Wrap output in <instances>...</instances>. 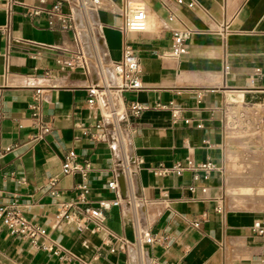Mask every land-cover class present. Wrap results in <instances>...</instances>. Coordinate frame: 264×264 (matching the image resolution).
<instances>
[{
	"label": "crops",
	"instance_id": "0c3cea01",
	"mask_svg": "<svg viewBox=\"0 0 264 264\" xmlns=\"http://www.w3.org/2000/svg\"><path fill=\"white\" fill-rule=\"evenodd\" d=\"M11 1L9 16L6 0H0V192L5 200L17 199L22 214L46 230L44 244L67 252L77 263L139 264L134 249L110 252V234L134 241L125 207L114 208L99 230H80L55 218L59 201L50 193V179L58 180L57 191L65 199L76 197L74 186L81 181L78 175L62 174L65 155L74 152L90 163L89 200L94 204L116 198L108 186L116 155L109 144L93 143L84 134L99 111L87 103L89 76L70 65L76 49L73 32L50 27L46 14L25 15L28 9L46 12L58 0ZM102 1L93 22L102 27L99 45L108 61L119 62L126 43L141 61L144 89L125 94L128 104L149 107L130 126L134 153L143 161L137 194L154 203L148 210L149 230L170 237L167 247H145L151 264H264V235L251 232L254 222L264 218V182L256 171L240 178L237 170L234 177L215 172L198 182L190 172L168 177L152 172L160 164L188 159H210L226 167L238 158L224 137L225 109L246 107L264 115V79L255 77L257 70L264 72V0H198L197 9L171 5L174 21L162 0ZM139 8L147 15L145 30L126 31L125 13ZM62 10L69 13L67 4ZM7 26L5 37L1 30ZM182 26L192 29L193 36L187 54L177 59L170 56L172 31ZM37 90L52 130L30 142L35 120L29 106ZM171 109L181 112L176 122ZM246 178L249 184L243 185ZM20 179L25 184L16 182ZM222 197L223 210L217 213ZM77 263L37 251L30 240L0 224V264Z\"/></svg>",
	"mask_w": 264,
	"mask_h": 264
},
{
	"label": "built area",
	"instance_id": "2783aa9c",
	"mask_svg": "<svg viewBox=\"0 0 264 264\" xmlns=\"http://www.w3.org/2000/svg\"><path fill=\"white\" fill-rule=\"evenodd\" d=\"M6 2L10 16L12 1L6 0ZM161 2L168 10L171 21L177 18L171 10V5L188 9L200 7L198 0H162ZM65 4L69 7V13H64L62 10ZM102 9V0H58L46 12L28 9L25 13L27 17H39L46 14L50 27H59L62 30L73 32L76 49L72 53L70 65L89 76L87 103L99 111L98 118L84 129V134L93 143L109 144L116 155L115 176L108 185L116 195L113 200H100L96 204L89 200L91 190L88 177L91 165L88 161H80L74 152H68L65 155L62 174L64 176H80L81 181L74 186L76 197L65 199L57 191L58 180L56 178L50 179L48 184L52 197L59 201L55 218L58 221L72 222L80 230L87 227L102 229L114 208L125 207L131 215L134 241L110 234V252H130L134 249L138 253L139 264H143L145 260H150L145 247L154 245L167 247L170 237L167 234H154L149 230L148 210L154 203L137 194V175L143 161L134 153L130 138V126L149 107L137 102L128 104L125 94L137 93L144 89L141 61L137 51L129 43L124 45L119 62L108 61L105 49L99 45L103 40L102 27L98 21L97 23L93 22L97 13ZM146 21L147 15L143 9L127 10L124 28L126 31L142 32L146 28ZM1 31L5 37L9 36L8 26ZM84 35H87L86 42ZM192 36L193 31L189 27L182 26L174 29L170 56L178 59L186 55L188 42ZM227 71L228 67L226 66L225 72ZM255 77L264 79V72L257 70ZM42 102V91L37 90V96L29 106L35 120L34 133L30 136V142L44 139L52 130L51 122L42 112ZM171 111L176 122L180 118L181 112L178 109H171ZM185 122L189 124L188 120ZM224 137L227 140L228 148L233 154L238 155L237 159L229 161V166L220 167L210 159L204 162L188 159L185 164L176 163L172 166L160 164L154 167L153 175L168 177L190 172L193 175V180L198 182L207 181L215 172L223 173L226 177H234V172L237 170L241 172V175L238 176L240 178L249 176L251 172L256 171V178L264 182V115L255 109L246 107H227L225 109ZM249 140H258V142ZM13 176L9 175L10 178ZM16 182L25 184L24 179L16 180ZM261 186L264 187V184ZM192 190L195 188L193 187ZM202 191L206 193L207 188H203ZM223 202V197L217 200V213H222ZM0 224L7 228L12 235L30 240L37 251L47 252L60 259L77 263L67 252L51 244H44L43 241L47 237L46 230L32 223L22 214L20 202L17 199L5 200L2 192H0ZM251 232L258 236L264 235V218L254 222Z\"/></svg>",
	"mask_w": 264,
	"mask_h": 264
},
{
	"label": "rangeland",
	"instance_id": "374dc122",
	"mask_svg": "<svg viewBox=\"0 0 264 264\" xmlns=\"http://www.w3.org/2000/svg\"><path fill=\"white\" fill-rule=\"evenodd\" d=\"M100 52L102 53V51H100ZM104 60H105V58H104ZM249 181H250V180H248L247 178H246V179H243L242 184H243V185H247V184H249ZM235 192H236V194L241 195V194H243V192H245V191H238V192L235 191ZM237 196H238V195H237ZM241 196H242V195H241ZM241 196H239V197L241 198ZM242 198H244V200H245V199L247 200V198H248V199H251V198H249L248 196H246V197L244 196V197H242ZM239 200H240V199H239ZM239 200H238V201H239ZM147 262H148L149 264H151V261H150V260L147 261Z\"/></svg>",
	"mask_w": 264,
	"mask_h": 264
},
{
	"label": "bare ground",
	"instance_id": "6f19581e",
	"mask_svg": "<svg viewBox=\"0 0 264 264\" xmlns=\"http://www.w3.org/2000/svg\"><path fill=\"white\" fill-rule=\"evenodd\" d=\"M86 36V39H87V35H85Z\"/></svg>",
	"mask_w": 264,
	"mask_h": 264
}]
</instances>
